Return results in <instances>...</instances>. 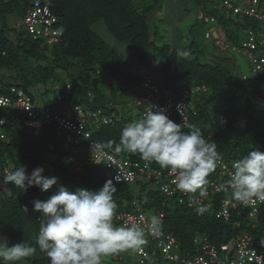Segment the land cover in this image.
<instances>
[{"label":"trees","instance_id":"16d2710c","mask_svg":"<svg viewBox=\"0 0 264 264\" xmlns=\"http://www.w3.org/2000/svg\"><path fill=\"white\" fill-rule=\"evenodd\" d=\"M159 1L45 0L51 13L57 17L56 27L60 32L58 41L48 44L43 39L33 40L23 23L32 0H0V71L9 70L15 75V80H10L12 83L4 84L0 80V95L12 98L15 96L10 92L13 87L22 90L33 100L29 88L43 84L48 88L58 87L54 101L60 96V103L74 102L73 107L80 105L87 110H100L102 115L109 116L120 110L113 105L117 100L126 107L128 103H133L136 116H141L135 106L141 93L139 71H151L156 67L162 74L159 76L162 90L174 101L184 90L196 85L206 88L188 99L186 125L175 114L171 120L182 124L185 131L190 125L201 128L205 138L217 144L222 162L232 172L234 161L249 151L264 152V64L255 69L250 58L253 50L243 46L251 37L254 54L264 58V24L253 17L234 14L222 6L224 0L213 1L210 10L204 8L203 0H192L196 7L201 5L200 10L214 17L215 23L224 31L225 39L216 45L220 38L210 31L211 23H205L198 17V10L195 14L196 26L205 27L202 28V39L206 42L211 38L208 44L213 47L212 53L205 56L202 45L197 44L195 38L186 46L182 42L177 46L168 42L159 47V38L164 37L148 20L156 11ZM227 1L241 8L251 4V0L247 5L242 4L245 3L243 0L238 4L233 0ZM15 7L25 11L23 29L11 38L9 34L14 28L8 27L6 18L13 14ZM254 8L264 15V0H257ZM106 36L121 46L115 47ZM221 46L224 50H220ZM132 54L134 60H131ZM216 54L223 57H214ZM235 55L242 56L248 62L254 74L251 82L235 71ZM0 118L6 121L4 138L0 140V182L4 169L8 167L7 160L14 165L13 169L23 165L30 174L37 167L49 166L58 178V187L51 188V192H42L36 186L23 191L10 183V194L0 199V238L7 237L10 243L21 240L34 243L41 214L34 211L33 201L47 200L60 187L69 191H97L107 180H112L110 170L104 164L93 163L87 141L76 138L81 142L77 144L75 139L64 148L62 138L55 137L52 127H27L20 120V115L10 108L1 109ZM124 125L117 122L107 125L100 123L96 128L87 125L86 130L90 132L91 140L100 143L105 151L126 161H141L138 153H114L104 146L110 140L119 142ZM68 156L73 157L74 162H69ZM76 167H80V170H76ZM150 168L160 172L158 179L146 176L130 183L112 180L116 187L114 200L117 205L114 225L121 226L117 221L119 214H134L138 208L147 220L153 214L163 215L161 234H172L176 238L178 247L175 252L183 259L190 258L200 249L193 244L194 239L218 249L243 235L259 242L258 247L264 253V203L254 228V221L248 218L249 208L238 202L235 209L228 206L227 220L217 217L223 202L229 201L226 198L229 177L220 176L218 168L209 177L206 186L214 183L224 185V189L209 193L203 199L202 202L210 207L202 214L195 210L198 205L191 202L198 193L183 195L176 190L175 194L166 195L160 186L168 184V170L154 162L150 163ZM25 207L27 212L24 211ZM121 254L116 255L120 261ZM32 257L27 264H49L47 256L39 250ZM134 264L166 263L156 255L142 263L136 260Z\"/></svg>","mask_w":264,"mask_h":264},{"label":"clouds","instance_id":"9594fccd","mask_svg":"<svg viewBox=\"0 0 264 264\" xmlns=\"http://www.w3.org/2000/svg\"><path fill=\"white\" fill-rule=\"evenodd\" d=\"M247 3L249 4L248 0ZM246 8L248 7L242 9ZM199 13L214 19L203 12V9L198 11V15ZM238 15L246 16L243 13ZM209 25L217 24L214 21ZM254 53L255 50L253 55L262 58ZM139 73L141 93L135 102L142 114L137 102L147 92L141 86L144 73L155 79L162 94L167 92L162 90L157 75L146 69H141ZM55 102L60 103V100L56 98ZM182 108L183 106H177V110L183 116ZM148 109L143 117L140 116L141 118L128 123L118 110L115 114L124 119L121 124L125 123L120 132L119 142L110 140L104 146L114 153H138L141 159L167 169L174 177L172 183L175 189L186 194L198 193L200 200L192 199L191 202L198 205L195 208L198 213L206 212L210 207L202 202L208 195L206 185L209 183V177L222 164V155L217 150V144L206 139L201 128L195 125L188 126L187 131L183 130V125L171 120L166 110L158 107ZM94 148L95 145L92 151ZM232 168L233 171L227 181L226 198L240 204L264 202V152L251 150L234 161ZM43 173L44 169L37 167L29 175L26 167L20 165L11 170L5 180L23 191L36 186L42 192H47L57 185L58 178L48 177ZM222 189L224 185H221L218 191ZM115 193L116 187L110 179L97 191L87 189L69 191L60 187L47 200L33 201L34 211L41 214L34 243L28 240L10 243L9 239L3 236L0 238V264H20L38 250L46 254L49 264H104L105 257L128 251H142L147 243L143 225L132 223L116 226L113 223L117 208ZM24 211L27 212L26 207ZM160 228V218L151 215L148 218L147 231L156 235L159 234Z\"/></svg>","mask_w":264,"mask_h":264},{"label":"built area","instance_id":"2783aa9c","mask_svg":"<svg viewBox=\"0 0 264 264\" xmlns=\"http://www.w3.org/2000/svg\"><path fill=\"white\" fill-rule=\"evenodd\" d=\"M256 3L257 0H251L249 7L242 9L240 7H234L229 1L224 0L223 6L232 10L234 14L243 13L244 15L253 17L264 24V15L257 13L254 8ZM198 17L205 23L214 22L212 17H207L202 13H199ZM57 22V17L51 13L50 7L45 0H32V6L26 11L23 18V23L28 31V35L33 40L43 39L48 44L58 41L60 32L56 27ZM243 46H248L250 50H254L253 39L250 37L248 42L243 44ZM250 58L255 69L261 68V65L264 64V60L262 58H258L254 55H251ZM141 86L147 90V92L142 95L137 102L142 111L141 117H143L145 112L149 110L148 107H158L166 110V114L170 119L174 116V114L177 115L183 125H186L188 122V99H190L191 95L195 92H204L206 90L204 86L192 87L191 89L184 90L179 95L178 100L174 101L168 93L162 94L160 92V88L155 83V79L152 78L151 75L145 73L143 74V82L141 83ZM10 92L15 96L11 98L9 96L0 95V110L10 108L16 111L21 117L20 120L27 127H33L36 129H41L45 126L52 127L55 132V137L62 138L64 148H67L71 137L87 141L89 156L93 160V163L96 165L104 164V166L110 170L109 176L114 182L130 183L146 176H154V179H158L161 175L160 172L150 168L151 162L143 159H141V161H126L105 151L100 143L91 140L90 132L86 130L87 125H91L96 128L100 125V123L104 125L110 123L115 124L116 122L122 123L120 115L111 113L109 116H106L102 115L100 110L91 111L76 106L74 107L73 117L69 118L54 111L49 104H47L44 108L38 107L32 98L25 94L22 90H17L11 87ZM87 95L90 98L92 97L90 93ZM57 100L59 101L60 97H57ZM178 105L183 106V116L177 110ZM5 124V119L0 118V140L4 138ZM93 145H95V148L92 151ZM67 160L69 162H74L73 157L68 156ZM76 170L79 171L80 167H76ZM10 171L11 170L8 167H6L3 171V184L0 183L1 198L10 194V183L5 180L6 175ZM218 174L223 177L227 175L230 178L231 171L222 162L221 166L218 167ZM117 177H119V180H117ZM167 177L169 178L168 184L163 183L160 186V189L166 195H173L176 193L175 186L172 183L174 177L169 171L167 172ZM220 186L221 185L210 183L208 187L206 186L207 193L209 194L221 191H218ZM182 194L184 195L185 193L182 192ZM196 200L199 201L200 198L197 196ZM263 203L264 202L261 201H253L249 204H242L244 207L249 208L248 218L254 221L252 224L253 228L255 227V221H257V216ZM229 205L233 209L237 207L236 202L224 201L221 211L218 212L217 217H223L227 220L229 217ZM158 217L162 223L163 215L159 214ZM117 221L121 224V226H126L132 223H140L145 227L146 237H152L154 239V250H149L146 247H143L142 251H131L135 256V259L140 263L149 257H156L157 255L160 260L166 264H264V253L258 247L259 242L254 241L247 235L239 236L234 240L221 245L218 249L210 247L208 244H204L201 241L194 239L193 244L200 247V249L196 250L195 254L190 258L183 259L175 252L178 247L176 238L172 234H161L162 227L160 228L159 234L154 235L149 233L147 231L148 220L138 208L134 214H119L117 216Z\"/></svg>","mask_w":264,"mask_h":264},{"label":"rangeland","instance_id":"374dc122","mask_svg":"<svg viewBox=\"0 0 264 264\" xmlns=\"http://www.w3.org/2000/svg\"><path fill=\"white\" fill-rule=\"evenodd\" d=\"M148 1L152 2L153 0H148ZM169 1L170 0H160L156 4V7H157L156 11L150 15L151 18L149 19L150 22L152 21V25L154 24V27L159 32V35L164 37V39H165L164 40V39L159 38L160 42H158V46L160 47L162 44H164V43L167 44L168 42L174 46H177V44L179 42H182L186 46V45H188L189 41H191L193 38H195L197 44L202 45L201 48H203L205 56L208 53H212L213 47H212V45L208 44L211 42V38H210V40H208L206 42H204L202 39V34H203L202 28H205V27L199 28L198 26H196L197 22L195 19V14L198 10L201 9V5L196 7V4H194L192 0L191 1H189V0H174L173 13L170 14V12L167 13V8H168L169 3H170ZM213 1H217V0H203L201 3L204 4V8L206 10H210L211 7L213 6V4H212ZM233 1H235V4H238V2H240L241 0H233ZM243 1H245V3L242 2V4L247 5L246 0H243ZM239 4H241V3H239ZM24 13H25V11H21L20 9L15 7L13 14L6 18V24L8 25V27L14 28V30L11 31L9 34V36L11 38L14 36V34L16 32L23 29L22 18L24 16ZM177 18H178L177 23H175V25L171 26V24H173L177 20ZM215 26L216 25H213L210 28L211 29L215 28ZM98 31H99V29H98ZM150 32L152 35V30ZM214 32H215L214 36H219L216 31H214ZM263 33H264V30H263ZM106 38H108V37L106 36ZM177 38L179 39L178 41L176 40ZM224 39H225L224 35H222V37L215 42L216 45L221 44V41ZM108 41L110 43H112V45H114L117 48L121 46V44H118L111 39H109ZM221 48L222 49H220V48L219 49L224 50V47L221 46ZM155 49H157V48H155ZM157 53L159 56L161 55V53H159V51ZM131 56H132L131 60H134L133 54ZM214 57H223V56L220 54H216V55H214ZM157 58H158V56H157ZM233 58H234V60H236V61H234L235 71H237L241 75H244L246 78H248L249 82H251L252 76H254V74L251 73L250 66H249L248 62L246 61V59H244L240 55H235ZM150 72L154 73L155 75L159 74L160 77L162 76L160 70L158 71L156 69V67L153 68L152 71H150ZM12 78L15 80V75L13 73H11L9 70L0 71V80L2 83H4V84L12 83L10 81ZM242 79H244V77H242ZM57 88L55 86L53 88H48L47 85L42 84V85H38V86L29 88V91L32 94L33 100L38 107L44 108L47 104H51V108L55 109L57 113H60L62 115L64 114L67 117L71 118L73 115V104H74V102L56 103L54 101V97H55V94L58 92ZM56 90H57V92H55ZM105 91H106V94L109 95L108 91L107 90H105ZM124 98L126 100H128L127 97H124ZM113 105L116 108L120 109V111L122 112L121 114H122V116H124L126 118L127 123L132 121L133 119L141 118L139 115L136 116V110L134 109L135 107H133V105H134L133 103H128L127 107H126L124 105L121 106L120 101L116 100ZM135 106H136V104H135ZM75 139H76V137L70 138L69 142L73 141ZM80 142L81 141L79 139H76L77 144ZM7 162H8V165H7L8 168L10 170H12L14 168V165L9 160H7ZM21 166H23V165H21ZM42 168L44 169L43 174L45 176H48V177L55 176L49 166L44 165ZM26 169H27V167H26ZM27 173L30 175V173L28 171H27ZM145 182L147 183L146 180H145ZM0 183L3 184V182H0ZM57 185H58V183H57ZM57 185L53 186V187H55L54 189H57V187H58ZM48 191L51 192V189H49ZM0 199H1V196H0ZM148 217H150V216H148ZM147 244H148L146 246L147 249H149V250L155 249V243H154V239L152 237L147 238ZM121 257H122V261H120L118 259V256H116V255L105 257L104 258V264H134V263H136L135 256L133 255L132 252H124L123 254H121ZM32 259H33V257L31 256V257L27 258L26 260L21 261L20 264H27Z\"/></svg>","mask_w":264,"mask_h":264},{"label":"crops","instance_id":"0c3cea01","mask_svg":"<svg viewBox=\"0 0 264 264\" xmlns=\"http://www.w3.org/2000/svg\"><path fill=\"white\" fill-rule=\"evenodd\" d=\"M190 1V0H189ZM170 3H169V6H168V8H167V13L168 12H170V14H172L173 13V4H174V0H170L169 1ZM150 18H148V20H149ZM177 21H178V18H177V20L173 23V24H171V26L172 25H175V23H177ZM149 22H150V20H149ZM172 28V27H171ZM212 33L214 32V31H216L217 33H218V37H222V35H224V31H223V29L222 28H220V26H218V25H216L215 26V28H212L211 30H210ZM152 71V70H151ZM157 79H158V81H159V83L160 82H162V80H160L159 79V74H157ZM10 186V185H9Z\"/></svg>","mask_w":264,"mask_h":264}]
</instances>
